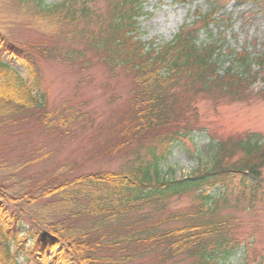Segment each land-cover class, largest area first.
Segmentation results:
<instances>
[{"label": "trees", "instance_id": "obj_1", "mask_svg": "<svg viewBox=\"0 0 264 264\" xmlns=\"http://www.w3.org/2000/svg\"><path fill=\"white\" fill-rule=\"evenodd\" d=\"M9 1L25 10L40 39L21 44L0 37V130L33 117L51 134L70 135L84 119L47 109L39 74L44 60L80 71L99 64L110 78L127 76L129 93L99 130V151L122 160L117 171L71 176L62 166L44 180L25 179L34 183L29 188L0 184V264H20L18 257L25 264H227L251 235L226 207L241 185L250 218L259 213L264 143L249 134L219 141L211 163L190 177L175 181L160 173L172 146L201 129L197 101H242L256 78L249 68L260 57L227 54L232 62L219 73L223 45L198 42L214 23L216 3L157 45L138 36L141 0ZM253 1L264 7V0ZM183 196L190 207L171 210L170 200ZM4 210L11 216L6 223ZM23 216L30 223L21 235Z\"/></svg>", "mask_w": 264, "mask_h": 264}, {"label": "rangeland", "instance_id": "obj_2", "mask_svg": "<svg viewBox=\"0 0 264 264\" xmlns=\"http://www.w3.org/2000/svg\"><path fill=\"white\" fill-rule=\"evenodd\" d=\"M46 1L50 3L53 0ZM141 1L144 14L138 20V36L142 42L154 41L161 45L171 41L181 26L192 23L196 14L208 13L211 1L217 5H214L215 20L199 33L198 42L205 44L215 41L223 45L224 56L219 73L232 62V57L227 54H248L253 60L260 57L249 68L250 74L256 75V78L250 82L244 100L221 103L205 99L197 101L196 111L201 129L172 146L168 158L160 163L161 176L175 181L190 177L197 168L211 163L219 141L243 138L249 134L264 143V7L253 0ZM28 22L22 7L9 0H0V37L21 44L39 40L40 34L33 31ZM4 60L25 77L20 65L8 58ZM39 71L40 89L45 94L47 109L62 108L65 115H85L84 119L73 124L70 135L59 132L51 134L33 117L26 118L15 127H1L0 184L11 188H29L34 183H24L25 179L31 178L34 182L44 180L45 173H53L62 166L69 167L71 176L117 171L122 160L107 157L99 151L98 142L102 140L99 130L108 124L111 115L128 98V77L110 78L99 64L80 71L78 67L50 60L41 61ZM262 177L264 179V168ZM241 187H234V192L238 194L229 199L226 210L241 220L251 239L226 263L256 264L264 259V201L258 202L259 213L250 218V211L246 210L249 202L242 201L246 199H242ZM215 193L217 191L208 192L212 196ZM240 196L241 201L234 209L235 201ZM191 204L190 197L183 196L170 200L169 208L187 210ZM8 208L14 209L20 216L16 205L9 204ZM1 214V222L11 220L7 211ZM23 218L25 225L19 228L21 235L26 233V226L30 223L27 217ZM17 260L25 264L21 258ZM167 264L190 263L183 259Z\"/></svg>", "mask_w": 264, "mask_h": 264}]
</instances>
